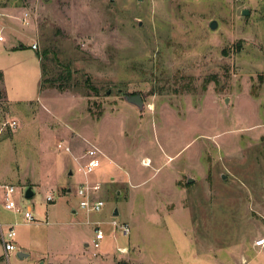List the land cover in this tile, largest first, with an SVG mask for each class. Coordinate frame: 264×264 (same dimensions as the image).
<instances>
[{
    "label": "rangeland",
    "instance_id": "obj_1",
    "mask_svg": "<svg viewBox=\"0 0 264 264\" xmlns=\"http://www.w3.org/2000/svg\"><path fill=\"white\" fill-rule=\"evenodd\" d=\"M0 8V234L14 225L18 245L7 257L0 240V264H77L93 252L95 222L110 229L116 208L132 230L106 242L108 252L130 246L120 264H264V2ZM21 40L37 49L7 48ZM136 93L143 107L125 98ZM59 141L78 158L96 145L101 166L84 176ZM86 179L102 185L99 213L79 205ZM4 184L22 212L5 207ZM27 206L37 221L26 223Z\"/></svg>",
    "mask_w": 264,
    "mask_h": 264
},
{
    "label": "built area",
    "instance_id": "obj_2",
    "mask_svg": "<svg viewBox=\"0 0 264 264\" xmlns=\"http://www.w3.org/2000/svg\"><path fill=\"white\" fill-rule=\"evenodd\" d=\"M239 2H246V0H237ZM264 2V0H258ZM248 8V7H247ZM3 13L0 8V16ZM24 24H28V18H22ZM6 36L3 34L2 30L0 31V42L5 41ZM32 49H37V44H32ZM12 128L18 127L17 121L13 120L10 123ZM59 149L65 150L69 153L73 159L77 162L78 171H80L84 176L88 177L92 174L98 167L101 166V154L102 151L96 145H89L83 152L81 157H76L73 155L72 148L65 144L63 141H59L57 144ZM4 201L5 207L9 210H14L17 212H22V209L18 207L16 201L13 196L17 192V188L14 185H4ZM102 190V185L100 182H92L89 179H86L82 182L77 190L76 194L79 197V205L82 209L87 211L88 213H99L103 210L106 205V202L101 199L98 194H100ZM48 201L53 200L51 195L47 197ZM24 220L26 223L37 221L33 216L32 209L30 207H26V210L23 211ZM110 229H104L102 227V221H96L94 224V237L91 242L88 243L90 247H92V257L97 261L92 264H120V261L123 259V255L129 254L130 246L125 244H116L112 249L113 252L106 251L107 245L106 242L113 238L116 240L118 235L123 236L125 238H130L131 236V227L127 222L119 221L116 216H113L110 221H108ZM17 236V232L15 230V226L12 225L5 232L1 231L0 240L4 244V249L7 257H9V253L16 250V241L15 238ZM257 245L264 247V238L257 241Z\"/></svg>",
    "mask_w": 264,
    "mask_h": 264
},
{
    "label": "crops",
    "instance_id": "obj_3",
    "mask_svg": "<svg viewBox=\"0 0 264 264\" xmlns=\"http://www.w3.org/2000/svg\"><path fill=\"white\" fill-rule=\"evenodd\" d=\"M2 29H0V31H1ZM3 32V31H2ZM4 42V41H3ZM21 44H23L24 45V48H22V49H17V47L20 45H18V44H16V43H13V44H11V45H9L7 48L8 49H11L12 51H18V50H24V49H26L27 51H31V47L30 46H27V43L24 41V40H21ZM25 50V51H26ZM3 52L4 53H9V50H7L6 48H4L3 49ZM31 56H33L34 57V59H36V61H37V63L40 65V69H41V75H40V81H41V79H42V68H41V63H40V61H39V58L36 56V54H35V52H34V55L33 54H31ZM1 70V69H0ZM2 71V70H1ZM72 157V156H71ZM73 159V158H72ZM65 168H66V170L67 169H69L68 168V166H66L65 165ZM120 172H119V181H121V182H123V164H121V166H120ZM68 174L69 175H72L73 174V172L72 171H70V172H68ZM4 185H7V184H4ZM33 187V186H32ZM3 188H4V186H3ZM69 190V192L71 191V189L69 188L68 189ZM18 191V190H17ZM5 192V191H4ZM34 195H35V193H34ZM33 195V196H34ZM28 207H30L31 208V206H28ZM17 244V243H16ZM18 246V245H17ZM107 251V250H106ZM19 252H24V253H26L25 252V250L24 249H21V251H19ZM18 252V253H19ZM25 256H27V255H25ZM24 256V257H25ZM24 257L22 258V259H24ZM76 261H78L79 263H77V264H81V263H83V264H92V263H95L97 260L96 259H94L93 257H92V253H90V255H88V256H85V255H79V257H77L76 258ZM63 264V263H62Z\"/></svg>",
    "mask_w": 264,
    "mask_h": 264
},
{
    "label": "water",
    "instance_id": "obj_4",
    "mask_svg": "<svg viewBox=\"0 0 264 264\" xmlns=\"http://www.w3.org/2000/svg\"><path fill=\"white\" fill-rule=\"evenodd\" d=\"M250 8H245L242 12V14L244 16H248L250 14ZM210 27L212 29H215L217 27V21L214 20L211 22ZM126 100H128L129 102H132L133 104L139 106V107H143L144 105V100L143 97L140 93H136V94H131V95H126L125 96ZM189 181H192V178L189 179ZM34 189L32 186H28L27 189L24 192V196L27 198H31L34 195ZM114 216H118L119 215V209L116 208V210L114 211ZM18 255L20 256V258H23L25 255H27V253L24 252H19Z\"/></svg>",
    "mask_w": 264,
    "mask_h": 264
},
{
    "label": "trees",
    "instance_id": "obj_5",
    "mask_svg": "<svg viewBox=\"0 0 264 264\" xmlns=\"http://www.w3.org/2000/svg\"><path fill=\"white\" fill-rule=\"evenodd\" d=\"M22 48H24V45H23V44H20V45L17 47V49H22ZM46 52H47V50H46L44 53L46 54ZM63 77H64V76H63ZM2 78H3V72L0 70V80H2ZM43 83H44V80H43V72H42L41 88L44 87ZM60 89H61V90H66V89H68V87H67V86H60ZM3 97H5V93H4V91H2V89L0 88V98H3Z\"/></svg>",
    "mask_w": 264,
    "mask_h": 264
}]
</instances>
